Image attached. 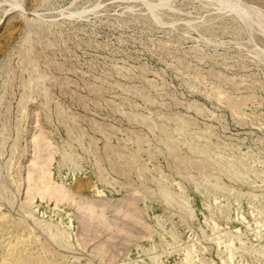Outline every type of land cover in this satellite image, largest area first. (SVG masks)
I'll list each match as a JSON object with an SVG mask.
<instances>
[{
	"label": "rangeland",
	"instance_id": "1",
	"mask_svg": "<svg viewBox=\"0 0 264 264\" xmlns=\"http://www.w3.org/2000/svg\"><path fill=\"white\" fill-rule=\"evenodd\" d=\"M0 264H264V0H0Z\"/></svg>",
	"mask_w": 264,
	"mask_h": 264
}]
</instances>
